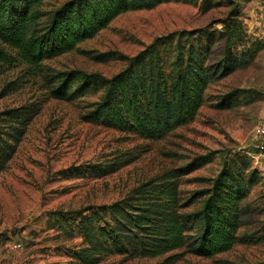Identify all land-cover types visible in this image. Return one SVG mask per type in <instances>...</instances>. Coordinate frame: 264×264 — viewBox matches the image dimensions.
<instances>
[{
	"label": "rangeland",
	"instance_id": "obj_1",
	"mask_svg": "<svg viewBox=\"0 0 264 264\" xmlns=\"http://www.w3.org/2000/svg\"><path fill=\"white\" fill-rule=\"evenodd\" d=\"M66 1L38 4L37 26L47 25ZM230 10H236L247 38L262 43V49L247 66L223 79L212 78L196 118L161 140L83 121L101 90L74 100L50 95L61 74L74 71L110 78L130 58L171 33L207 28L214 43L206 62L212 65L223 53L220 22ZM233 90H240L236 104L218 109L216 104ZM20 107L34 115L0 173V244L8 246L10 263L82 264L72 257L86 246L74 227L77 221L71 219L75 212L117 201L133 204L135 188L163 174L177 175L179 212L192 215L203 200L195 193L210 187L227 152L242 150L251 156L259 180L243 202L249 214L242 217L238 234L260 238L258 243H237L212 258L193 256L186 247L155 258L104 253L97 264L264 263L263 143L253 133L264 122V0H183L124 13L75 51L35 67L0 42V113ZM204 156H210V162L187 172ZM93 170L104 175L97 177ZM16 245L21 249H14Z\"/></svg>",
	"mask_w": 264,
	"mask_h": 264
},
{
	"label": "trees",
	"instance_id": "obj_2",
	"mask_svg": "<svg viewBox=\"0 0 264 264\" xmlns=\"http://www.w3.org/2000/svg\"><path fill=\"white\" fill-rule=\"evenodd\" d=\"M42 1L0 0V42L33 67L75 51L121 14L183 0H68L39 28L41 14L36 6ZM220 24L223 53L212 65L206 62L214 43L207 28L171 33L130 58L128 65L110 78L74 71L61 74L50 95L74 100L101 90L100 99L83 121L161 140L196 118L212 78L223 79L247 66L262 49V43L247 38L236 10H230ZM238 92L225 94L216 107L231 108ZM33 115L26 107L0 113V173L15 154ZM208 162L210 156L194 160L187 172ZM251 164L246 150L227 152L210 187L195 193L203 200L201 209L192 215L179 212L177 175L172 173L136 187L133 204L117 201L75 212L71 219L77 221L74 227L86 246L72 257L82 264H97L104 253L155 258L186 247L193 256L212 258L229 252L237 243H258L260 238L238 234L242 217L249 214L243 202L259 180Z\"/></svg>",
	"mask_w": 264,
	"mask_h": 264
},
{
	"label": "built area",
	"instance_id": "obj_3",
	"mask_svg": "<svg viewBox=\"0 0 264 264\" xmlns=\"http://www.w3.org/2000/svg\"><path fill=\"white\" fill-rule=\"evenodd\" d=\"M254 137L258 140L261 141L262 144V151H263V157H264V122L259 123L255 128H254ZM16 249H21L20 245H16Z\"/></svg>",
	"mask_w": 264,
	"mask_h": 264
},
{
	"label": "crops",
	"instance_id": "obj_4",
	"mask_svg": "<svg viewBox=\"0 0 264 264\" xmlns=\"http://www.w3.org/2000/svg\"><path fill=\"white\" fill-rule=\"evenodd\" d=\"M14 249H16V246H13ZM8 246L0 244V264H12L9 261L8 256Z\"/></svg>",
	"mask_w": 264,
	"mask_h": 264
}]
</instances>
